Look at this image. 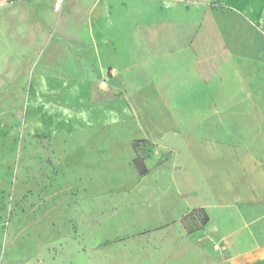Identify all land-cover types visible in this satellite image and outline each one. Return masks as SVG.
Here are the masks:
<instances>
[{
  "label": "crops",
  "instance_id": "crops-1",
  "mask_svg": "<svg viewBox=\"0 0 264 264\" xmlns=\"http://www.w3.org/2000/svg\"><path fill=\"white\" fill-rule=\"evenodd\" d=\"M128 2L0 0V120L17 112L22 132L59 139L62 166L71 147L94 158L75 173L84 181L101 180L85 174L102 156L119 161V181L144 183V223L203 209V257L219 243L224 264H264L262 16L232 6L215 18L206 4L197 20L169 16L137 66L132 48L118 63ZM135 140L155 144L144 175L128 164Z\"/></svg>",
  "mask_w": 264,
  "mask_h": 264
},
{
  "label": "rangeland",
  "instance_id": "rangeland-1",
  "mask_svg": "<svg viewBox=\"0 0 264 264\" xmlns=\"http://www.w3.org/2000/svg\"><path fill=\"white\" fill-rule=\"evenodd\" d=\"M127 2V20L118 10L114 23L118 63L121 51L132 48V60L139 66L140 54L146 49L144 36L162 32L158 23L169 16L183 21L189 14L193 20L199 19L203 14L199 5L213 7L215 18L228 15L226 9L232 6H239L253 19L260 13L264 36V2L258 9L259 0ZM172 7L177 15L169 12ZM130 32L133 37L129 41ZM17 116L14 112L10 120H0V264H224L219 243L213 244L212 256L207 257L193 247L204 236L195 234L204 227V212L194 208L176 219L144 223L141 178L119 181V161L110 167V161L102 156L101 168H91L85 174L101 180L84 181L75 173L80 163H91L94 158L80 156V150L71 147L65 160L74 165L62 166L61 141L27 135ZM154 146L149 140H135L128 164H133L136 156L144 163ZM115 154L120 155L118 151Z\"/></svg>",
  "mask_w": 264,
  "mask_h": 264
},
{
  "label": "trees",
  "instance_id": "trees-1",
  "mask_svg": "<svg viewBox=\"0 0 264 264\" xmlns=\"http://www.w3.org/2000/svg\"><path fill=\"white\" fill-rule=\"evenodd\" d=\"M143 142V141H142ZM171 155V153H166L164 155H162L155 163V165H161L165 160H167L169 158V156ZM134 163L135 165L137 166L138 168V171H139V174L140 175H144L148 172V168L144 167L141 159H139L137 156L134 158ZM195 210V209H193ZM196 210L200 211V212H204L203 209L201 208H196ZM208 220V216L207 214L204 212V215H203V221L204 223H206ZM109 241H106V243H108Z\"/></svg>",
  "mask_w": 264,
  "mask_h": 264
},
{
  "label": "built area",
  "instance_id": "built-area-1",
  "mask_svg": "<svg viewBox=\"0 0 264 264\" xmlns=\"http://www.w3.org/2000/svg\"><path fill=\"white\" fill-rule=\"evenodd\" d=\"M2 1H10V0H2ZM59 1H61V0H57V3H59Z\"/></svg>",
  "mask_w": 264,
  "mask_h": 264
}]
</instances>
